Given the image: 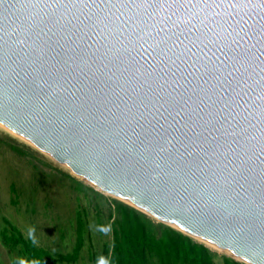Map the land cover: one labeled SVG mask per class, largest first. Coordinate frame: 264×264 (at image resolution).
<instances>
[{
  "label": "water",
  "instance_id": "1",
  "mask_svg": "<svg viewBox=\"0 0 264 264\" xmlns=\"http://www.w3.org/2000/svg\"><path fill=\"white\" fill-rule=\"evenodd\" d=\"M0 121L264 264V0H0Z\"/></svg>",
  "mask_w": 264,
  "mask_h": 264
},
{
  "label": "rangeland",
  "instance_id": "2",
  "mask_svg": "<svg viewBox=\"0 0 264 264\" xmlns=\"http://www.w3.org/2000/svg\"><path fill=\"white\" fill-rule=\"evenodd\" d=\"M11 145L23 153L16 152ZM67 175L87 188H79ZM11 185L16 189L15 197ZM12 199L16 202L12 203ZM114 200L120 201L74 176L69 168L30 143L0 128V264H27L17 249L11 250L2 244V230L13 226L25 238L51 253H66L75 243L78 215L84 224V243L78 259L70 264H101V261L107 264L102 251L112 240ZM102 228L106 231H101ZM210 248L216 253V264H222L220 254L225 253Z\"/></svg>",
  "mask_w": 264,
  "mask_h": 264
},
{
  "label": "trees",
  "instance_id": "3",
  "mask_svg": "<svg viewBox=\"0 0 264 264\" xmlns=\"http://www.w3.org/2000/svg\"><path fill=\"white\" fill-rule=\"evenodd\" d=\"M11 148L22 154L16 146ZM79 188H85L81 181L67 175ZM10 190L16 196V189ZM12 199V203H15ZM112 240L105 245L102 254L107 264H216V253L202 242L121 202L114 200L111 213ZM84 224L78 215L76 238L70 252L53 254L38 246L32 239L25 238L15 227L1 231L2 244L17 249L27 264H58L78 259L84 243ZM222 264H243L233 257L220 254Z\"/></svg>",
  "mask_w": 264,
  "mask_h": 264
},
{
  "label": "bare ground",
  "instance_id": "4",
  "mask_svg": "<svg viewBox=\"0 0 264 264\" xmlns=\"http://www.w3.org/2000/svg\"><path fill=\"white\" fill-rule=\"evenodd\" d=\"M0 128H3V129H5V130L11 132L13 135L19 137L20 139L24 140V141L27 142V143H30L31 145H33V146L36 147L37 149H39V150H41L42 152L46 153L47 155L51 156L54 160H56L57 162L61 163V164L64 165V166H66L67 168H69V169L73 172L74 176H76V177H78V178H81L82 180H84V181H86V182H89V183L92 184L94 187H96V188H100V189H102L104 192H107L109 195L114 196V197H116V198H118L119 200L122 201V198H119L118 196H115V195H113L112 193H109L108 191H106L105 189H103L100 185L95 184L92 180H90V179H88L86 176H84V174L79 173V172L77 171V169H73V168L70 167L68 164H66V163H64V162H62V161L56 159V158L53 157L51 154H49L47 151L43 150V149L40 148L38 145H36L33 141H31V140H29L28 138H26L25 136L21 135L20 133H18L17 131H15L14 129H12L10 126H8L7 124H5V123L2 122V121H0ZM123 200H124V199H123ZM124 201H125V200H124ZM127 202H128V201H127ZM200 240H201V239H200ZM202 241H204V242H205L206 244H208L209 246H212V247L216 248L217 250H219V251H221V252H223V253L225 252V253H228V254H230V255H232V256L238 258V259L241 260L242 262H245V263L247 262V261H245L244 259H241L240 257H238V256H236V255H234V254H231V253H229V252H227V251H225V250H223V249H221V248H219V247H217V246H215V245H213V244L207 242L206 240H202ZM247 263H248V262H247ZM249 264H250V263H249Z\"/></svg>",
  "mask_w": 264,
  "mask_h": 264
},
{
  "label": "clouds",
  "instance_id": "5",
  "mask_svg": "<svg viewBox=\"0 0 264 264\" xmlns=\"http://www.w3.org/2000/svg\"><path fill=\"white\" fill-rule=\"evenodd\" d=\"M101 231H106V229H101ZM101 264H104V261H101Z\"/></svg>",
  "mask_w": 264,
  "mask_h": 264
}]
</instances>
